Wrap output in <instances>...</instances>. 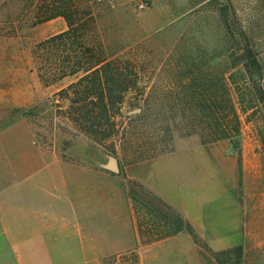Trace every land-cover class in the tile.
<instances>
[{
    "label": "rangeland",
    "instance_id": "obj_1",
    "mask_svg": "<svg viewBox=\"0 0 264 264\" xmlns=\"http://www.w3.org/2000/svg\"><path fill=\"white\" fill-rule=\"evenodd\" d=\"M73 10L84 21L80 43L67 20ZM245 44L257 62L249 87L240 80L244 75L237 62ZM214 52L219 58L212 66L216 61L237 66L232 72L239 90L232 98L241 121L239 156L227 141L218 145L226 148L225 159L238 161L244 232L239 264H264V0H0V130L23 123L39 149L95 171L97 182L110 180L113 199L122 201L113 205L111 254L103 255L93 244L79 247L65 229L56 244H0V264H103L124 248L134 226L126 173H142L134 167L136 159L199 144L197 136L174 132L165 148L154 145L155 133L141 127V100L148 98L154 111H165L166 97L176 93L175 67ZM95 59L106 64L98 65L103 67L97 75ZM100 76L104 79H96L92 91H84ZM94 93L106 99L107 108L97 114L105 117L106 130L115 131L102 144L84 131L89 121L78 111L81 104L71 102ZM110 159L117 172L109 169ZM115 210L125 219H115ZM193 249L185 257L151 255V264H217L208 246Z\"/></svg>",
    "mask_w": 264,
    "mask_h": 264
},
{
    "label": "crops",
    "instance_id": "obj_2",
    "mask_svg": "<svg viewBox=\"0 0 264 264\" xmlns=\"http://www.w3.org/2000/svg\"><path fill=\"white\" fill-rule=\"evenodd\" d=\"M220 143L177 148L137 162L135 169L142 168L138 176L126 173L127 180L141 184L179 213L214 252L244 240L235 181L238 161L225 159L226 148ZM86 170L39 149L23 123L0 130V244H56L67 229L79 247L93 244L103 255L111 254L113 205L122 201L113 199L110 180L97 182L95 171ZM99 177L109 178L105 173ZM132 214L134 226L126 235V246L113 255L134 249L138 264H151V255H193L197 245L184 231L139 243L133 210ZM120 215L115 210V219ZM121 225L128 231L125 220Z\"/></svg>",
    "mask_w": 264,
    "mask_h": 264
},
{
    "label": "trees",
    "instance_id": "obj_3",
    "mask_svg": "<svg viewBox=\"0 0 264 264\" xmlns=\"http://www.w3.org/2000/svg\"><path fill=\"white\" fill-rule=\"evenodd\" d=\"M77 12L78 10H73L72 16L74 18L71 16L67 20L70 23L69 26L74 28L75 40L80 43L84 21L76 16ZM241 35L246 43L247 39L243 34ZM239 50L241 54L238 55L237 62L240 63L244 75L240 77V80L243 86L249 87L250 79L257 74L256 57L247 44ZM198 57H200L198 63H186L183 66L175 67L174 73L177 78L173 83L176 87V93L172 97L169 95L166 97L165 111H154L148 98L141 100V107L137 110L139 119L142 121L141 127L146 130V133L149 132L151 135L152 132L155 133L154 138L157 141L153 143L156 146L165 148L171 142L175 132L183 137L197 136L201 145L227 141L228 146L239 156L241 121L232 98V92L239 90L238 82L232 72L237 66H225L219 61H216V64L214 63L215 65L212 66L211 62L219 58L215 52L210 55L200 53ZM104 62V59H95L92 72L97 75L103 67L98 65ZM99 78L101 76L93 78L91 88L84 87V91H92L95 83L99 84V80L96 81ZM101 79L103 80L104 77ZM73 87L71 85L69 89ZM71 102L81 104L78 111L83 113L87 119H84L85 122L89 121V125L84 128V131L90 135L93 142L102 144L114 136L115 131H109V128L107 130L105 128V117H99L97 114L104 112L108 106L105 104L106 99L103 96L98 97L94 93V95H85L83 98ZM171 151L173 150L167 152ZM167 152H152L150 155L148 154L143 158L138 157L134 161L137 163ZM126 185L135 217L139 243L147 244L184 231L191 236L196 245L203 248L207 247L179 213L141 184L127 180ZM140 212L143 213V216H140ZM212 255L217 264H239L243 255V246L240 244L212 252ZM120 260L126 261V263L129 261L130 264H138V256L134 249L121 255H111L103 259V264H120Z\"/></svg>",
    "mask_w": 264,
    "mask_h": 264
},
{
    "label": "water",
    "instance_id": "obj_4",
    "mask_svg": "<svg viewBox=\"0 0 264 264\" xmlns=\"http://www.w3.org/2000/svg\"><path fill=\"white\" fill-rule=\"evenodd\" d=\"M110 161H111V163H110L109 169L111 171L117 172L118 168H117V165L115 164V161L113 159H110Z\"/></svg>",
    "mask_w": 264,
    "mask_h": 264
}]
</instances>
